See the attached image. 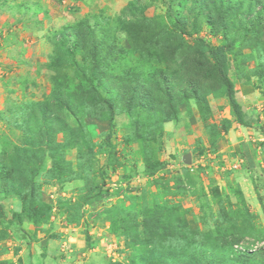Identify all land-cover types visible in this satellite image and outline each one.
Wrapping results in <instances>:
<instances>
[{
    "label": "rangeland",
    "instance_id": "rangeland-1",
    "mask_svg": "<svg viewBox=\"0 0 264 264\" xmlns=\"http://www.w3.org/2000/svg\"><path fill=\"white\" fill-rule=\"evenodd\" d=\"M108 21L124 52L68 55ZM263 25L264 0H0V264H264ZM200 40L258 134L235 152Z\"/></svg>",
    "mask_w": 264,
    "mask_h": 264
},
{
    "label": "trees",
    "instance_id": "trees-1",
    "mask_svg": "<svg viewBox=\"0 0 264 264\" xmlns=\"http://www.w3.org/2000/svg\"><path fill=\"white\" fill-rule=\"evenodd\" d=\"M220 10L214 11L210 18V23L213 24L214 28L216 29H222L223 25L219 19L221 16ZM258 17H261V14H258ZM224 17H221L223 19ZM110 24V22H106L105 25L102 23L96 22L95 25H90L87 22H82L80 24H76L72 28V36L70 37L69 44L63 43V46L65 47V51L68 53L69 56H75L78 52H82L83 49H88L85 52H82L83 55L79 54L78 56L82 59H85L84 61L80 62L83 64L87 61L88 57H90L91 65L95 64L98 60L104 61L107 60V62L115 59V53L118 52H124L120 47L115 46L114 44H111V47L114 49L113 53L106 54L104 57H102V60L99 57L98 50H99V44L104 43L105 41V35H108L111 33L110 30L107 29V25ZM264 26V25H263ZM225 32H222L224 34ZM203 49L208 53L210 62L207 61L208 67L210 70L213 71V73H216L218 79L223 83V85L226 87V97L229 99L231 107L236 115L237 122L247 127L250 125V121L247 122L244 118L245 116L242 114L238 103L236 102L235 98L233 97V87L231 81L228 79L226 75V63L223 57V49L220 46H213L209 44L208 42H205L204 40H200L199 42ZM88 55V56H87ZM113 55V56H112ZM88 66L82 65L81 69L85 70ZM84 68V69H83ZM246 156V154L244 155ZM248 157L250 155L248 154ZM8 176L7 166H0V180ZM31 203V202H30ZM30 205V204H29ZM31 206V205H30ZM40 206V205H39ZM32 213V212H31ZM33 213L32 215H34Z\"/></svg>",
    "mask_w": 264,
    "mask_h": 264
},
{
    "label": "crops",
    "instance_id": "crops-1",
    "mask_svg": "<svg viewBox=\"0 0 264 264\" xmlns=\"http://www.w3.org/2000/svg\"><path fill=\"white\" fill-rule=\"evenodd\" d=\"M250 133H253L254 135H256L257 131H255L252 128H246V127L240 126V125H236V126L234 125L232 127V129L229 131L230 141L235 140L234 144H231L232 152H235L237 148H238L237 150H239V147H240L239 143H241V146H242L243 145L242 142H244V141L246 143H249V141L254 142V139L252 137H249V138L246 137V135H250ZM257 138H258L257 139L258 141H261V142L264 141V137L258 136ZM245 154H246V156H244V157L246 159H248V154L244 153V155Z\"/></svg>",
    "mask_w": 264,
    "mask_h": 264
}]
</instances>
